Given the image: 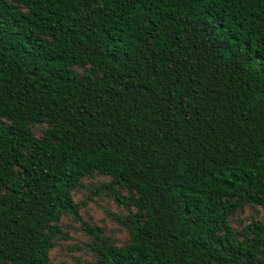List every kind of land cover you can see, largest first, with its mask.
Returning <instances> with one entry per match:
<instances>
[{
    "label": "trees",
    "instance_id": "16d2710c",
    "mask_svg": "<svg viewBox=\"0 0 264 264\" xmlns=\"http://www.w3.org/2000/svg\"><path fill=\"white\" fill-rule=\"evenodd\" d=\"M63 218L87 264H264V0H0V264Z\"/></svg>",
    "mask_w": 264,
    "mask_h": 264
},
{
    "label": "rangeland",
    "instance_id": "374dc122",
    "mask_svg": "<svg viewBox=\"0 0 264 264\" xmlns=\"http://www.w3.org/2000/svg\"><path fill=\"white\" fill-rule=\"evenodd\" d=\"M42 128L43 126H38L35 131ZM103 181H106V179L102 177L84 179L82 181L83 187L74 193V201H84L89 191L94 190ZM105 210L116 214L125 213L122 208L118 207L103 194L101 196H92V201L86 202V205L79 210V214L83 221L102 228L103 235L110 241L121 245L126 239V233L108 218L104 212ZM249 216H254L253 212L245 210L238 219L246 223L250 219ZM255 218L261 219V216L258 214ZM60 226L66 232L69 239H59L57 241L55 247L49 253L50 264H87L90 262L92 256L86 247L90 243V237L80 230L77 222H73L71 219L63 218ZM234 226H238V223L235 221Z\"/></svg>",
    "mask_w": 264,
    "mask_h": 264
}]
</instances>
